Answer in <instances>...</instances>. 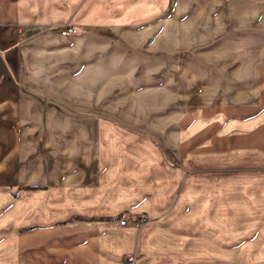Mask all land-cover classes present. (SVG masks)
Here are the masks:
<instances>
[{
    "label": "crops",
    "instance_id": "obj_1",
    "mask_svg": "<svg viewBox=\"0 0 264 264\" xmlns=\"http://www.w3.org/2000/svg\"><path fill=\"white\" fill-rule=\"evenodd\" d=\"M185 7L183 0H0V66L8 69L1 53L10 51L19 83L2 84L1 102H166L153 121L158 133L181 136L192 155L264 162V52L242 57L237 85L200 70L198 61L195 71L169 67L168 44L178 42ZM67 23L79 33L63 34ZM139 43L153 55H138L148 65H135ZM191 57L214 59L213 67L221 55ZM101 107L89 104L82 116L57 114L45 144L15 149L17 178L5 186L18 189L14 198L0 195V264H130L129 254L131 264H201L191 249L161 239L177 228L164 226L168 211L151 190L157 172L171 165L166 157L153 162V150L163 152L157 131L125 124ZM245 169L238 173L240 218L264 219V165ZM208 170L207 179L224 188L215 201L226 203L233 176L220 173L225 167ZM29 186L37 189L23 188ZM138 214L149 220L137 225ZM249 229L264 234V223ZM251 244L263 259L241 264H264V243Z\"/></svg>",
    "mask_w": 264,
    "mask_h": 264
},
{
    "label": "rangeland",
    "instance_id": "obj_2",
    "mask_svg": "<svg viewBox=\"0 0 264 264\" xmlns=\"http://www.w3.org/2000/svg\"><path fill=\"white\" fill-rule=\"evenodd\" d=\"M183 1L187 6L184 24L178 28V42L173 40L168 44V51L171 52L166 59L168 66L185 72H188V69L195 71L194 67H197L196 61H198L199 66L202 67L200 70H204L207 74L210 72L211 75L221 73L222 80L225 77L232 85H237L234 77L239 73L242 57L245 54L264 52V0ZM67 27L76 29L74 33L67 34H77L80 31L79 26L67 23L61 28V32L63 33ZM172 31L175 36L174 29ZM135 50H137L134 53L137 57L135 65H148L147 60L138 56L139 54H142L144 58L153 56L147 51V46L139 43ZM205 51L220 53L221 58L216 59L215 66L208 65L214 59L212 61L203 58L196 60L191 57L197 52ZM181 52L184 53V58L179 59ZM224 52L231 57L224 60L222 58ZM1 54L5 56L8 69L3 65L0 66L7 73L6 75L0 70V88L5 83L8 84V88L15 83L19 85L11 52ZM23 91H26L25 88ZM6 92L4 91L3 94L9 97V89L8 93ZM165 103L1 102L0 100V195L14 198L18 189L12 185L5 186V183L17 178L14 160L17 147H21L26 152L34 144L36 145V142L40 145L45 144L44 132L48 125H52L51 119L57 114L61 117L64 114L82 116L90 113L85 111V106L90 104L92 108L97 107L100 110L103 105L105 115L118 116L125 124H135L139 128L150 125L153 132L157 131L156 135L159 137L155 143L157 142L156 144L163 151L153 150V162L163 161L166 157L165 161L171 163L167 171H162L161 174L157 172L158 177L151 188L156 190L157 195L162 199V202L157 205L165 207L168 211L169 218L163 219V222H168V225L164 226L177 228L174 230L176 233L172 232L174 234L171 236L162 235L161 239H167L170 244H177L179 249H185V253L191 249L201 264H241L251 258L263 259V251L251 250L250 247H252L251 243L263 244L264 234H246L245 232L258 222L264 223V219L240 218L242 204L238 173L245 171L247 166L264 165V162L256 156H253L252 161L249 160V156L241 161L238 154L230 156L213 154L211 158L207 153L192 155L191 146L182 148L185 140L181 136L171 139L169 136L165 138L158 133L159 123L153 121L166 110ZM151 115L152 124L147 122L145 124L144 117L147 119L146 116ZM132 120L135 122L131 123ZM207 166L209 168L225 167L226 170L220 173L233 176L230 185H226V191L230 195V200L226 203L215 201L218 195H222L224 188L213 185V182L207 179L208 172H213L208 170ZM23 188L27 189V187ZM11 206H14V203ZM141 217L144 218L142 223L149 220L146 215L138 214L134 222L137 223L136 219ZM171 237L174 238V242ZM129 255L133 256L135 261V255Z\"/></svg>",
    "mask_w": 264,
    "mask_h": 264
},
{
    "label": "built area",
    "instance_id": "obj_3",
    "mask_svg": "<svg viewBox=\"0 0 264 264\" xmlns=\"http://www.w3.org/2000/svg\"><path fill=\"white\" fill-rule=\"evenodd\" d=\"M75 31H76V29L74 27H67L64 29L63 34L74 33ZM143 221H144V218H142V217L136 219V222L138 225L141 224ZM121 224H126V219H122ZM126 260H127V262L132 263L134 261V257L131 255H128V256H126Z\"/></svg>",
    "mask_w": 264,
    "mask_h": 264
},
{
    "label": "trees",
    "instance_id": "obj_4",
    "mask_svg": "<svg viewBox=\"0 0 264 264\" xmlns=\"http://www.w3.org/2000/svg\"><path fill=\"white\" fill-rule=\"evenodd\" d=\"M33 188H35L34 186H29V187H27V189H33Z\"/></svg>",
    "mask_w": 264,
    "mask_h": 264
}]
</instances>
